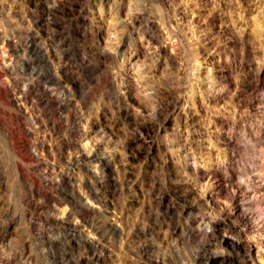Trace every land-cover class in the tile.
<instances>
[{
  "label": "clouds",
  "instance_id": "clouds-1",
  "mask_svg": "<svg viewBox=\"0 0 264 264\" xmlns=\"http://www.w3.org/2000/svg\"><path fill=\"white\" fill-rule=\"evenodd\" d=\"M31 3L0 0V264H264V0Z\"/></svg>",
  "mask_w": 264,
  "mask_h": 264
},
{
  "label": "rangeland",
  "instance_id": "rangeland-1",
  "mask_svg": "<svg viewBox=\"0 0 264 264\" xmlns=\"http://www.w3.org/2000/svg\"><path fill=\"white\" fill-rule=\"evenodd\" d=\"M22 2L28 4V7H32L33 6L32 3H31V0H22ZM110 2H111V0H104V3H105V12H107V4L110 3ZM93 11H95V9H93ZM124 12H125V10L124 9H121L120 13L118 14V18H121L122 19L123 15H124ZM97 15H98V13H97ZM111 23H112L111 18H109L108 19V24H111ZM107 29H108V25H105L104 29H102L101 32L98 34V38L101 39V43L102 44H108L109 43V36L110 35L113 38H115L117 36L118 29H119V25H116V29H117L116 32L109 33ZM119 40L120 41H119L118 50H122V48L124 46V43L126 41V37L120 38Z\"/></svg>",
  "mask_w": 264,
  "mask_h": 264
},
{
  "label": "bare ground",
  "instance_id": "bare-ground-1",
  "mask_svg": "<svg viewBox=\"0 0 264 264\" xmlns=\"http://www.w3.org/2000/svg\"><path fill=\"white\" fill-rule=\"evenodd\" d=\"M107 31V30H106ZM108 33V32H107ZM108 40V39H107ZM122 40V39H121ZM120 41V40H119Z\"/></svg>",
  "mask_w": 264,
  "mask_h": 264
}]
</instances>
